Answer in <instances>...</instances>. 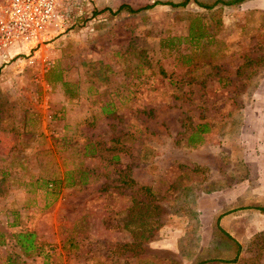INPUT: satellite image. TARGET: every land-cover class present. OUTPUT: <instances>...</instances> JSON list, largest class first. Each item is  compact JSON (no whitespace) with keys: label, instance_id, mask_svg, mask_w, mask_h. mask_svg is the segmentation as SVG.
I'll use <instances>...</instances> for the list:
<instances>
[{"label":"rangeland","instance_id":"rangeland-1","mask_svg":"<svg viewBox=\"0 0 264 264\" xmlns=\"http://www.w3.org/2000/svg\"><path fill=\"white\" fill-rule=\"evenodd\" d=\"M184 1L0 56V264H264V11Z\"/></svg>","mask_w":264,"mask_h":264},{"label":"built area","instance_id":"built-area-1","mask_svg":"<svg viewBox=\"0 0 264 264\" xmlns=\"http://www.w3.org/2000/svg\"><path fill=\"white\" fill-rule=\"evenodd\" d=\"M63 1L0 0V56L14 57L21 49L37 46L64 16Z\"/></svg>","mask_w":264,"mask_h":264},{"label":"crops","instance_id":"crops-1","mask_svg":"<svg viewBox=\"0 0 264 264\" xmlns=\"http://www.w3.org/2000/svg\"><path fill=\"white\" fill-rule=\"evenodd\" d=\"M248 1H249V5H251V7H253L254 9L264 11V0H248ZM260 92L264 93V77H263L262 83L260 84ZM262 124L264 125V123H262ZM256 125H259V124L256 123ZM251 137H252L251 139L254 142L257 141V142H263L264 143V134L263 133H261V134H253V135H251ZM236 153H237L238 156L241 155V152H236ZM223 214L226 215V213H223ZM262 229H264V225L259 230H262Z\"/></svg>","mask_w":264,"mask_h":264},{"label":"trees","instance_id":"trees-1","mask_svg":"<svg viewBox=\"0 0 264 264\" xmlns=\"http://www.w3.org/2000/svg\"><path fill=\"white\" fill-rule=\"evenodd\" d=\"M240 1H242V0H231V1H229V2H227L228 4H233V3H236V2H240ZM187 2H188V0H185L184 2H182V3H180V4H177V3H172V2H170L169 4H171V5H173V6H177V5H186L187 4ZM217 2H223V0H217ZM122 7H126V6H122ZM121 7V8H122ZM131 10H133L132 8H130ZM133 11H137V10H133ZM258 209H260V210H262V211H264V207H257ZM228 237H231V236H229L228 235ZM259 242V244H262V243H264V232H261V233H259L256 237H255ZM236 242V241H235ZM30 243H32V241L30 240ZM238 245H239V248H238V253H237V256H236V258H234L232 261H234V262H236V261H238V259H239V257H240V253H241V246H240V244L238 243V242H236ZM28 247H31V246H28ZM261 248V247H260ZM201 263H203V262H200V263H198V264H201Z\"/></svg>","mask_w":264,"mask_h":264}]
</instances>
